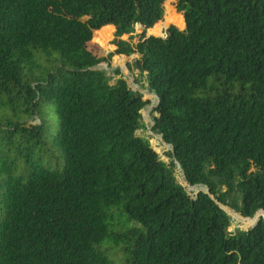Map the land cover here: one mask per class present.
Instances as JSON below:
<instances>
[{
  "label": "trees",
  "instance_id": "1",
  "mask_svg": "<svg viewBox=\"0 0 264 264\" xmlns=\"http://www.w3.org/2000/svg\"><path fill=\"white\" fill-rule=\"evenodd\" d=\"M167 1L0 0V264H264V215L232 231L221 206L264 212V0H177L184 27L148 34ZM117 54L208 192L139 134Z\"/></svg>",
  "mask_w": 264,
  "mask_h": 264
},
{
  "label": "rangeland",
  "instance_id": "2",
  "mask_svg": "<svg viewBox=\"0 0 264 264\" xmlns=\"http://www.w3.org/2000/svg\"><path fill=\"white\" fill-rule=\"evenodd\" d=\"M176 2L177 0H168L165 3V13L164 18L159 23H157L153 28L149 29L147 31L148 34L153 35H159L162 36L163 29L166 27L167 24H174L180 28L184 27L185 21L182 14L178 13L176 10ZM114 30L113 27L111 31L108 32V36L105 34L98 32H95L94 39L90 45V50L95 52L98 56H102L107 58L108 54L115 50L116 44L114 43ZM141 32V27L137 26V31L134 33L136 35L137 33ZM97 34L100 35L102 40H97ZM123 39L128 40L129 36L124 35L122 37ZM136 38L133 39L135 41ZM127 58L129 60H133L134 56H126L117 54L112 57V64L111 67H108V60L107 62L103 63V67L107 70L111 71V69L120 68L124 69L123 75L125 78H127L131 88L135 91H139L144 95V98L149 100V104L142 110L143 114V125L141 129L139 130V134L142 136L148 138L155 148V150L158 152L160 161L166 163L170 168L174 170L175 175L177 176L178 180L184 187L187 193L189 194H195L197 189L204 188L202 185L199 186H191L186 184L185 178L183 176V170H179L177 168V162L175 155L173 154V147L172 145L168 144L163 136L159 133H156L152 130L153 126V118L155 115V106L157 103V96L154 92L150 91L147 87L146 82L143 80V75L138 73L137 76H135V73L131 70H129L127 66ZM135 79L138 81V83H135ZM175 158V161H174ZM177 161V162H176ZM222 191H228V187H222ZM222 206L225 207L228 214H230V229L232 231H236L238 228H246L248 225H252L254 220L248 217H243L239 213L229 209L227 206H225L223 203H221ZM227 207V208H226ZM261 212V211H259ZM258 212V213H259ZM264 215V212H261ZM261 214V215H262Z\"/></svg>",
  "mask_w": 264,
  "mask_h": 264
},
{
  "label": "water",
  "instance_id": "3",
  "mask_svg": "<svg viewBox=\"0 0 264 264\" xmlns=\"http://www.w3.org/2000/svg\"><path fill=\"white\" fill-rule=\"evenodd\" d=\"M170 23L169 24H167L166 25V27L163 29V35H166V30L170 27ZM123 71V70H122ZM173 154L175 155V151H174V149H173ZM174 161H175V158H174ZM177 162V161H176ZM177 168H179V165H178V162H177ZM180 170V169H179ZM183 176H184V178H185V175H184V172H183ZM185 182H186V184H187V186L189 185V183L187 182V180H186V178H185ZM200 190H203V191H205V192H208V188L207 187H204V188H200V189H197L196 190V192L195 193H198ZM222 206V205H221ZM224 209H225V207L224 206H222ZM227 208V207H226ZM226 210V209H225ZM262 212V211H261ZM261 212H259V213H257L253 218H251L252 220H254V222H256V221H258V220H260V218H261ZM229 216H230V214H229ZM252 226V225H251ZM251 226H248V227H251Z\"/></svg>",
  "mask_w": 264,
  "mask_h": 264
},
{
  "label": "crops",
  "instance_id": "4",
  "mask_svg": "<svg viewBox=\"0 0 264 264\" xmlns=\"http://www.w3.org/2000/svg\"><path fill=\"white\" fill-rule=\"evenodd\" d=\"M108 26H112V27H114L113 25H108ZM115 28V27H114ZM112 29V28H111ZM98 31V30H97ZM115 31V30H114ZM130 60H129V58H127V60H126V62L128 63ZM122 70L124 71V69L122 68Z\"/></svg>",
  "mask_w": 264,
  "mask_h": 264
}]
</instances>
